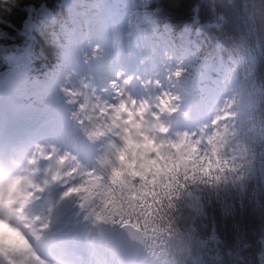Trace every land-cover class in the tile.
Listing matches in <instances>:
<instances>
[{
	"label": "trees",
	"instance_id": "1",
	"mask_svg": "<svg viewBox=\"0 0 264 264\" xmlns=\"http://www.w3.org/2000/svg\"><path fill=\"white\" fill-rule=\"evenodd\" d=\"M121 1L133 13L131 21L152 38L174 45L172 49L181 55L175 75L193 77L211 63L224 68L232 91L215 117L229 115L234 123L211 128L212 157H206L191 138L183 137L184 142L170 143L178 154L156 143L163 164L151 156L147 159L140 149L134 159L112 163L107 179L100 181L104 188L100 205L107 225L130 222L143 231L141 264H228L240 255L251 258V264H264V245L259 243L264 241V0H228L233 5L235 30L222 63L208 60L195 47L185 51L188 46L179 36L188 21L165 13L157 16L159 27L153 29L144 23L140 0ZM18 3L40 7L38 0H0V83L10 69L44 76L65 52L52 38L60 23L69 20L64 0H46L51 17L35 29L15 9L3 11L5 4ZM165 3L175 5L179 0H153V7ZM214 23L202 21L195 27ZM164 24L172 27L166 32ZM97 44L105 47L104 33ZM9 52L20 60L7 63L2 56ZM241 200L245 205L242 219ZM236 223L238 232L233 230ZM245 243L251 245L248 253L241 250ZM209 252L223 260L208 259Z\"/></svg>",
	"mask_w": 264,
	"mask_h": 264
},
{
	"label": "rangeland",
	"instance_id": "2",
	"mask_svg": "<svg viewBox=\"0 0 264 264\" xmlns=\"http://www.w3.org/2000/svg\"><path fill=\"white\" fill-rule=\"evenodd\" d=\"M121 14H123L124 17V11H121ZM95 15L97 17L99 16L98 14ZM109 19L110 20L108 21V23L111 21H116L117 24L125 20V18L118 19L117 17L115 18L111 16L109 17ZM98 20L104 21L105 19L101 17ZM99 27V24H97V28ZM150 38H148L149 48L150 45H155L154 47L152 46L154 49L157 46L165 49L163 42L158 39L155 40ZM116 49L118 50L119 48ZM161 51V57L163 58V61L161 59V63L164 64L166 68L164 67L165 70L163 71H160L161 67L159 68V70H155L157 72L154 73H156V75H159V78L156 81L154 78L156 77V75L148 78V83H150V86L157 84L159 88L161 87V92L160 95L149 96L145 110L142 113L139 110L130 107L127 112L122 113V118L113 122L111 117L101 116L99 115V113L94 112L91 109V100H89V107L85 108L83 111H80L78 108V105L80 103H84L85 97L91 98L93 97V94L95 95V97H98L97 93H100L98 89L102 88L96 87V76L98 75L92 77L91 73L93 72V70H103L105 78L104 83L111 91V82L116 81L115 76L117 74L115 72V50L112 46L104 53L98 51L96 56L89 57L87 62H85V60L81 58L82 56L80 52L76 51L72 55V61L76 63L77 67L76 69H73V73L69 75L70 82L68 83L67 87L72 89H79L81 95L75 98V102H69L71 98L67 95L66 92V95H60V97L56 99L58 101L64 97H67L66 100H68V103L72 106L74 113H77L75 117L72 114L71 120H69V122L72 123V126L70 129L71 131L68 133V135H73L72 140L74 142L89 145L90 143H88L86 137L89 136V132H93L94 141L102 140L103 151L100 152V155L97 156L96 160H92L85 158L81 159L77 153L66 150L63 151L61 149V154L57 157L59 159L55 158L53 161V175L49 173L48 169H45L44 174L47 176V178L40 180L41 185L47 184L45 183V181L50 182L53 179L62 180L66 177H75L77 180L72 185H69V187H67L65 191H62L61 194L56 195V198H54V203H50L52 198L46 200L37 217L43 224H47L46 228L52 226V220L56 219L57 221H59L60 219L64 218V221L61 223L63 224L64 229L67 228V231L65 232L70 233L72 237H80V239H82L83 241L85 240V238H88V235L91 233V241H94L95 238L97 242L96 245L91 247L90 251L91 255H93L94 257L93 259L95 263H99V258L97 257L95 252L96 246H98V248H101V243H105V245L108 246V249L110 246L109 240L104 236L102 230L100 229V225L104 224V219L102 216V208L99 206V197L102 195L104 188H98L101 185L97 181L99 180L97 174L102 177H106L109 171V164L112 161L121 162L124 159H133L136 146H139L142 149V155L147 159L149 156H152V159L159 161L160 158L158 156V153L153 149L155 142L157 140L163 141L164 139L170 138L171 136L162 138L158 134H155L153 132V127L157 124L161 126V128L165 129L168 127V121L167 119L165 121L156 119V123H154L153 120L148 118L146 114L151 113L156 117L157 111L160 112L161 110H163L161 100L165 98L166 93L169 94V90L165 89L166 85H168V88H174L173 90H171V94L177 92L179 93V97L181 94L185 100V104H188L190 109L199 107L197 106V104L194 105L193 96H191V94L188 95L186 90L182 89L179 83L175 82L174 66L176 65L177 58H179L178 55H176L175 53H170L169 50ZM3 58L8 61L11 57H9V55H6ZM100 58L103 61L94 63L96 62L95 59ZM157 73H164L166 75L167 79L165 78L164 80L166 84H164L161 79V77L164 76ZM90 80L92 83H90ZM191 81L192 79L185 80L186 83H190ZM35 83V79H30L29 82H26L25 78L22 75L13 76L12 74L7 76L6 82L0 87V118L2 119V123H0L1 139L5 138L6 134L9 132V130L7 129V124L8 120L10 119L9 117L12 114L11 107L13 101H24L22 106H25L26 108L32 107V104L30 102L34 100L32 99V94L34 93ZM99 83L100 82H98V84ZM117 85L119 84L117 83ZM8 90H14V92H16L15 95L9 96V94L7 93ZM55 91L58 92V88H56ZM61 92L63 91H59V94ZM23 93L30 95L24 97V95H22ZM194 97H196L199 104H205V102L203 101L205 97L202 98L203 96L201 97V95L197 93L194 95ZM40 99H46L47 101L50 100L53 105H56L54 104L53 94L47 93ZM207 99L210 98L207 97ZM101 101L114 103V90L112 97H109L107 100L102 99ZM139 103L140 102H137V104ZM172 104L177 105L176 111L172 113L164 111V113L166 112L167 115L178 113L182 108V104L176 100H173ZM46 106H48V104ZM57 106H60L59 101ZM185 108L188 111V114L189 108H187L186 106ZM78 120L83 121V123H79ZM221 121H224V124L228 125L230 123V120L227 119V117H223V120ZM202 128H204L203 125ZM54 148L58 149L57 142L53 139H49L45 142L43 141L37 143L34 147H31L27 153H29L31 157H34V159H36L39 155L45 156L46 154L51 153ZM175 153H178V150H176ZM61 157H65V159L61 160ZM60 163L67 165V169L65 171H63L62 168L59 167ZM161 164L163 163L161 162ZM19 175L20 177L18 179L15 175L12 177L16 178L15 188L21 189L22 191L29 190L31 188L33 176L31 175L32 178L30 176H27V174L24 173L23 168L20 169ZM25 179L29 181L27 185H25ZM72 189H75V191H71ZM34 195V192H29L27 196L29 198ZM0 222L3 221L0 220ZM37 222L39 223L38 220ZM4 227L6 231L0 233V264H56L51 259L40 257L37 249L28 242L27 238L20 232V230L9 226L7 223H4ZM39 227L41 234L49 236L51 235L52 232H47L46 230L42 229V225L38 224V228ZM68 264H74V262L70 261V263Z\"/></svg>",
	"mask_w": 264,
	"mask_h": 264
},
{
	"label": "snow or ice",
	"instance_id": "3",
	"mask_svg": "<svg viewBox=\"0 0 264 264\" xmlns=\"http://www.w3.org/2000/svg\"><path fill=\"white\" fill-rule=\"evenodd\" d=\"M64 3L69 8V20L60 23L59 31H53V42L60 49L64 50L65 54L69 57L76 51H79L84 57L85 62H87L89 54L91 53V56L95 57L100 49V45L93 42L94 37L98 34L97 24H99L101 29L104 27V21L98 20V17L93 14V9L99 6L95 3V0H64ZM138 7L144 9V23L151 25L153 29L159 27L157 16L164 15L165 13L181 21H188V23L184 24L179 36V39L188 46L185 51L191 52V49L195 47L197 52H202L210 61L219 60L222 63L228 50L227 46L233 43L231 36L235 30V16L233 11H231L233 5L228 0H179V3L175 5L165 3L163 6L157 7H153V0H140ZM13 9L34 29L39 28L51 17V13L44 6H40L37 9L34 5H22V3L13 4L12 7H8L5 4L3 11L11 12ZM202 21H215V23L209 24L206 27L196 28L195 26L201 24ZM53 22L55 23V21ZM171 27L170 24H164L166 32ZM228 59L231 60L232 58L228 57ZM176 75L179 76L180 73L177 72ZM131 80L132 77H125L119 85H117L116 81L111 82L115 96L114 103L102 102L99 97H85L84 103L78 105L79 110L83 111L89 107V100H91V109L101 116L111 117L113 122L122 118V113L127 112L130 107L142 113L145 110L147 102L143 101L137 104L136 99L130 95L127 97L125 95V86L130 84ZM65 92L71 98L69 102H75V98L81 95L79 89L69 88L65 89ZM175 99H178V97L166 93L165 98L161 100L163 110L169 113L175 112L176 106L172 104V101ZM76 115L77 113H73L74 117ZM78 122L83 123V121L79 120ZM88 135L91 138L94 133L89 132ZM181 142H184L183 137L181 138ZM60 159L63 160L65 157H61ZM71 191H75V189ZM233 207H237V205L234 203ZM238 207L241 209L240 218L242 219L243 212L245 211L243 200H241ZM233 219L235 220L236 218L234 217ZM222 227L227 229L229 225L224 223ZM212 230L214 232L218 231L215 216H213ZM233 230L238 232V223L233 226ZM237 239H239L238 236ZM259 243L264 245V241ZM250 248L251 245L245 243L241 250L248 253ZM231 255V252H229V258H231ZM208 259L223 260V256H213L209 252Z\"/></svg>",
	"mask_w": 264,
	"mask_h": 264
},
{
	"label": "bare ground",
	"instance_id": "4",
	"mask_svg": "<svg viewBox=\"0 0 264 264\" xmlns=\"http://www.w3.org/2000/svg\"><path fill=\"white\" fill-rule=\"evenodd\" d=\"M101 61V59H100ZM10 95H14V90H8L7 92ZM13 106L12 109H15V111L19 110V105L17 104L16 101H13ZM21 109V108H20ZM62 111H58L57 113L53 114H46L43 117H48L49 119L45 122H38L37 124V129L36 133L39 135H45L48 133H51L54 139H56L59 144L66 148L70 149L78 155L84 157V158H89V159H95L98 154L102 151V140H96L93 141V143L89 146V148L86 147V145H82L80 143H74L70 140V137H67L64 135L61 131H58L57 129L54 128V126L50 125L48 122H51L50 120L54 121L57 116H60L59 114ZM22 113L25 114L26 112L22 110ZM32 114H35L34 112ZM173 118L168 119L169 125L172 124ZM56 121V120H55ZM180 121V120H179ZM181 126H170L168 130L162 131L161 129L157 128L154 125V130H156L159 136L161 137H167L171 133L175 132L177 128H187L188 130L192 131L196 135H201V132L198 131L197 124L192 123V121L189 122H181ZM156 127V128H155ZM31 136L25 135L23 136V139ZM19 148V147H18ZM22 148L15 149V152H11L10 158L15 159V161H20V156L22 153ZM0 155L3 156L5 153L0 151ZM50 159V155L46 156H41L38 158V160L35 163L36 167H33V175H37L36 173L40 171V167L44 165V163H48ZM25 166V165H24ZM31 167V165H30ZM36 168V170H35ZM32 169V170H33ZM75 181V177H66L62 180H53L51 183L48 185L40 188L35 196L29 197L22 205H17L15 200H14V193L20 194L24 196L26 191H22L21 189L15 188V187H10L11 185V180L10 178L4 177L0 178V195H1V201H0V218L1 221L4 223H7L9 225V218L11 219L12 225L11 227H17L16 222H23L25 227L28 229L27 236L30 237L31 239L27 240L32 244L34 248L37 249V252L39 254H44L43 246L49 245L50 246V252L54 250L55 248L57 251H55L54 254L57 256H61V258L66 262L70 258H66V254L70 253L72 257L75 258V264H90L93 262L92 258H87L86 253H84V249L81 248L78 243L76 237H72L70 233H66L67 228L62 229L60 228V224L57 223L55 225L56 219L52 220V223H54L52 235H44L40 234L39 230L36 225L35 221V216L36 212L34 211L38 208V206L41 204V201L43 198L46 196H51L54 195L61 190L65 189L69 184H72ZM1 190H5V192L1 193ZM60 228V229H59ZM17 229H19L17 227ZM100 229L102 230V233L104 236L109 239L110 238V230L104 225H100ZM26 237V236H25ZM58 246H60V251L58 250ZM80 247V248H79ZM65 252V253H64ZM85 255V256H84ZM88 255V254H87Z\"/></svg>",
	"mask_w": 264,
	"mask_h": 264
},
{
	"label": "water",
	"instance_id": "5",
	"mask_svg": "<svg viewBox=\"0 0 264 264\" xmlns=\"http://www.w3.org/2000/svg\"><path fill=\"white\" fill-rule=\"evenodd\" d=\"M89 141L92 140L88 138ZM112 246L126 261H135L144 245L143 232L130 223H123L111 230Z\"/></svg>",
	"mask_w": 264,
	"mask_h": 264
},
{
	"label": "clouds",
	"instance_id": "6",
	"mask_svg": "<svg viewBox=\"0 0 264 264\" xmlns=\"http://www.w3.org/2000/svg\"><path fill=\"white\" fill-rule=\"evenodd\" d=\"M38 3L40 6L46 7L49 12L51 11V9L47 7L46 0H38ZM29 5L32 6L33 4H29ZM28 183L29 181L25 179V185H27ZM13 195H14V200L17 205H22L28 199V196H22L16 193H14ZM9 226H13L10 218H9ZM15 226L19 228L20 232L24 234L26 238L31 239L30 237L27 236L28 229L27 227H25L23 222H16ZM5 231L6 229L4 227V223L0 222V233H3ZM258 259H259V254H258ZM228 264H251V258H249L246 255H240L239 257H233L231 260L228 261Z\"/></svg>",
	"mask_w": 264,
	"mask_h": 264
}]
</instances>
